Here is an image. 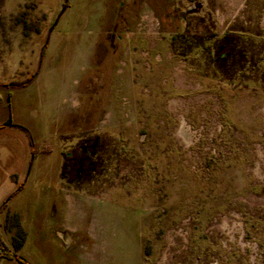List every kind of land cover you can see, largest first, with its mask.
<instances>
[{
  "label": "rangeland",
  "instance_id": "obj_1",
  "mask_svg": "<svg viewBox=\"0 0 264 264\" xmlns=\"http://www.w3.org/2000/svg\"><path fill=\"white\" fill-rule=\"evenodd\" d=\"M3 204L29 264H264V0H0Z\"/></svg>",
  "mask_w": 264,
  "mask_h": 264
},
{
  "label": "trees",
  "instance_id": "obj_2",
  "mask_svg": "<svg viewBox=\"0 0 264 264\" xmlns=\"http://www.w3.org/2000/svg\"><path fill=\"white\" fill-rule=\"evenodd\" d=\"M10 126L19 128L22 131H24L26 133V135L28 136V138H29V143L30 144L32 143L31 142V138L29 136V133H28V131L24 127H22L20 125H17V124H10ZM3 206H4V204L0 207V209H2ZM0 242H1V239H0ZM0 245H1V247H0V257L1 258L7 259V260H15L19 264H29L25 260H23L22 258H20L16 254V252H13V251L8 250L3 244H0ZM4 247H5V250H3Z\"/></svg>",
  "mask_w": 264,
  "mask_h": 264
}]
</instances>
